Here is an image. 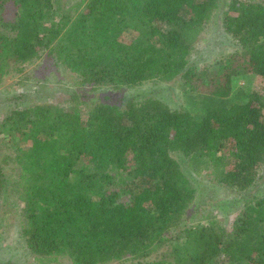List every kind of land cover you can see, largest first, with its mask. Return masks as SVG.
<instances>
[{"label":"trees","instance_id":"trees-1","mask_svg":"<svg viewBox=\"0 0 264 264\" xmlns=\"http://www.w3.org/2000/svg\"><path fill=\"white\" fill-rule=\"evenodd\" d=\"M221 8L232 47L210 63L192 56L220 0H0V84L41 59L72 76L48 101L11 96L0 119V210L19 201L37 264H264V195L223 221L187 214L188 175L245 193L264 169V87L238 85L264 81V0ZM149 81L190 106L92 97Z\"/></svg>","mask_w":264,"mask_h":264},{"label":"rangeland","instance_id":"rangeland-1","mask_svg":"<svg viewBox=\"0 0 264 264\" xmlns=\"http://www.w3.org/2000/svg\"><path fill=\"white\" fill-rule=\"evenodd\" d=\"M229 1L220 0V9L207 23L205 36L208 37V40L201 44L202 52L200 54L196 52L193 54L194 60H207L213 63L216 61V57L225 51V48L231 49V40L220 27L222 20L221 7L227 6ZM74 2H77V0H74ZM71 81V74L62 73L57 67L51 65L47 59L37 61L22 73L6 75L0 84V119L14 106V102L10 101L11 96L23 94L21 101L25 100L27 103L33 100L48 101L60 93L69 91L72 86H70ZM238 85L244 90H260L264 87V81L258 75L249 74L241 78ZM105 96H108L109 101H117L122 96L128 98L156 96L161 97L173 106L180 104L190 106L186 98L187 95L172 82L149 81L133 89L124 88L119 90L109 86L100 88L92 94L94 100L105 99ZM188 177L198 190L196 201L191 204L187 212L191 223L205 220L208 216L213 215L223 221L226 216L231 217L239 208L238 204H242L245 199L254 195H264V169L257 184L245 193H239L225 187L222 188L206 178L204 174L200 177L194 176L196 178L189 175ZM9 200L2 205L0 210V214L6 217L5 220L0 221V264H37L24 242L17 235L16 206H14V203L16 205L19 201H14V198ZM116 264L120 263L117 262Z\"/></svg>","mask_w":264,"mask_h":264}]
</instances>
